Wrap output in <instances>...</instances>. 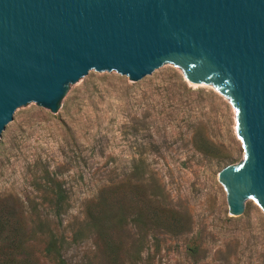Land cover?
Segmentation results:
<instances>
[{"label": "rangeland", "instance_id": "1", "mask_svg": "<svg viewBox=\"0 0 264 264\" xmlns=\"http://www.w3.org/2000/svg\"><path fill=\"white\" fill-rule=\"evenodd\" d=\"M16 121L0 140V197L60 221L52 225L55 249L68 264L104 263L87 205L124 182L141 187L133 206L144 185L182 226L153 227L130 215L137 247L118 264H264V210L255 200L241 218L232 215L219 181L223 169L244 163L245 152L236 110L215 87H194L181 68L147 84L96 71L66 91L57 115L35 105ZM47 173L57 175L55 192L68 197L61 210ZM35 235L32 227L27 236L40 255L44 245Z\"/></svg>", "mask_w": 264, "mask_h": 264}, {"label": "water", "instance_id": "2", "mask_svg": "<svg viewBox=\"0 0 264 264\" xmlns=\"http://www.w3.org/2000/svg\"><path fill=\"white\" fill-rule=\"evenodd\" d=\"M168 68L231 102L245 160L219 181L232 215L264 210V0H0V140L96 71L147 84Z\"/></svg>", "mask_w": 264, "mask_h": 264}, {"label": "trees", "instance_id": "3", "mask_svg": "<svg viewBox=\"0 0 264 264\" xmlns=\"http://www.w3.org/2000/svg\"><path fill=\"white\" fill-rule=\"evenodd\" d=\"M47 176L48 182L52 183L48 190L53 194V206L61 210L68 197L61 191L55 192L57 175L47 173ZM142 186L141 193H144L142 194L145 198L141 195V205H132L135 191L139 190V194L141 187L131 182L114 184L103 189L98 198L87 205L90 225L94 228L103 257L106 258L101 264H118V260L123 259L122 254L136 249L135 234L130 233L127 228V218L136 212L142 223L146 222L153 227L174 230L182 226L180 216L156 199L157 192L151 191L154 198L150 197L147 187ZM27 213L32 217L27 219ZM47 215L44 216L34 207L30 211L25 209L24 203L18 198L0 197V264H42L39 258L42 255L54 261V264H68L65 253L55 249L57 239L52 225L61 226V222H54ZM31 226L36 233V239L41 240L44 245L40 255L36 254V248H32L29 243L27 235L32 230Z\"/></svg>", "mask_w": 264, "mask_h": 264}]
</instances>
